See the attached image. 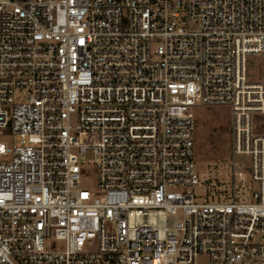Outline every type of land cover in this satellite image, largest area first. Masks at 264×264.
Masks as SVG:
<instances>
[{
	"label": "built area",
	"instance_id": "1",
	"mask_svg": "<svg viewBox=\"0 0 264 264\" xmlns=\"http://www.w3.org/2000/svg\"><path fill=\"white\" fill-rule=\"evenodd\" d=\"M262 52L264 0H0V264H264ZM203 107L231 114L225 187Z\"/></svg>",
	"mask_w": 264,
	"mask_h": 264
},
{
	"label": "rangeland",
	"instance_id": "2",
	"mask_svg": "<svg viewBox=\"0 0 264 264\" xmlns=\"http://www.w3.org/2000/svg\"><path fill=\"white\" fill-rule=\"evenodd\" d=\"M248 77L250 80L264 82V52L248 56ZM197 112V129L195 131L196 147H195V163L196 170L199 175L204 178L207 173L212 182L221 183V187L229 182L227 175L228 167L224 165L226 160L230 159V136L229 124L231 114L228 108L211 107V108H195ZM260 117V129L264 132V115ZM3 137H0L2 140ZM246 168L250 166V158L245 155H238ZM219 166H214V164ZM87 175L82 179L84 188L92 189L96 184V167L95 165H86ZM247 186L255 189L256 185L251 180L249 169L245 170ZM196 194L200 198L207 195V187L205 185L195 189Z\"/></svg>",
	"mask_w": 264,
	"mask_h": 264
}]
</instances>
